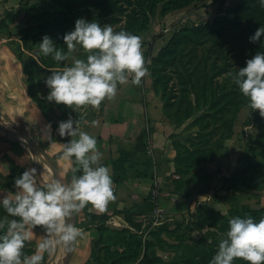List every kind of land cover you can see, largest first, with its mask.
Returning a JSON list of instances; mask_svg holds the SVG:
<instances>
[{"label":"rangeland","instance_id":"rangeland-1","mask_svg":"<svg viewBox=\"0 0 264 264\" xmlns=\"http://www.w3.org/2000/svg\"><path fill=\"white\" fill-rule=\"evenodd\" d=\"M88 1L90 7L87 9L92 12L77 15L110 23L115 30H129V16L135 12H131L133 7L127 10L124 0L117 3L119 8L124 5L120 10L107 8L108 0ZM168 2L160 0L148 13L150 21L146 28L138 27L132 31L141 36L142 46L165 35L163 41L167 38L170 41L182 28L213 22L219 16L235 17L245 23L258 8H263L259 0H193L185 7L170 8L163 13ZM18 3L16 10L6 11L2 22L9 19L8 25L23 43L21 57L27 68L30 96L55 129L69 114L81 121L91 105L74 109L47 99L49 88L45 77L52 69L70 63V58L57 62L51 55L45 56L38 50L44 34L50 35L57 47L67 50L63 34L75 27L74 10L83 1L19 0ZM94 3H97L96 8ZM247 27L246 33L228 25L218 37H211L201 45L195 40L183 42L175 56L164 60L163 71L169 81V91L164 96L162 88L165 85H160L159 101L174 126L191 117L186 121L182 140L187 146L189 143L194 145L193 150L185 152L184 156V150L177 148L173 176L167 181L169 188L161 189L157 205L154 203L162 208L161 214L157 217L150 210L140 219H129L128 225L102 224L103 229L99 230L100 236L96 239L99 242L94 243L91 264H209L220 240L226 236L231 216L252 215L257 220L264 217V115L260 109L251 107L231 76L226 75L245 66L247 58L257 50L264 51V36L261 41L249 39L257 29L256 24L247 23ZM75 54L87 56L82 48ZM203 86L205 91L201 89ZM167 103L174 107L167 108ZM256 112L260 114V120ZM1 129L6 134L4 138L17 139L28 146L20 137ZM59 136L64 141L69 140L68 136ZM183 141L178 143L184 144ZM213 156L217 160L208 162ZM251 156L255 157V163ZM36 164L37 174L42 179L44 166ZM202 168L215 172L212 191L207 194L198 192L203 185L199 180ZM3 181L7 184L10 179L4 175ZM6 213L5 210L0 212V217L10 219V214L7 216ZM37 227L42 239L43 226ZM194 229L199 232L195 236ZM36 244L26 241L25 252L31 254ZM50 255L45 252L41 264H46ZM65 261L66 256L63 264ZM233 264H249V261L237 257Z\"/></svg>","mask_w":264,"mask_h":264},{"label":"clouds","instance_id":"clouds-1","mask_svg":"<svg viewBox=\"0 0 264 264\" xmlns=\"http://www.w3.org/2000/svg\"><path fill=\"white\" fill-rule=\"evenodd\" d=\"M259 3L264 6V0ZM262 36L264 25L249 39L261 41ZM63 40L67 50L57 47L48 34L39 42V53L51 55L57 62L70 58V63L52 69L45 77L50 101L74 109L83 105L99 107L105 97H115L119 85L129 80L139 84L149 72L141 36L125 28L115 30L110 23L80 17L75 27L63 34ZM81 48L87 52L86 58L75 54ZM226 75L231 76L251 107L264 115V51L257 50L247 58L245 66ZM92 124L99 125L100 120L95 119ZM46 127L50 132L51 124ZM58 132L70 137L63 143L62 158L75 159L72 175L70 179H41L37 168H26L14 179V193L0 192V205L11 216L0 220V229L7 225L6 231H0V264H41L45 252L51 254L60 246L74 250L86 236L74 218L88 204L104 210L115 199L111 170L102 162L104 154L97 137L82 130L80 119L71 114L59 121ZM37 225L43 226L44 234L35 251L28 254L25 244ZM229 225L209 264H233L237 257L249 264H264V217L257 220L252 215H233ZM198 233L193 230L194 236Z\"/></svg>","mask_w":264,"mask_h":264},{"label":"crops","instance_id":"crops-1","mask_svg":"<svg viewBox=\"0 0 264 264\" xmlns=\"http://www.w3.org/2000/svg\"><path fill=\"white\" fill-rule=\"evenodd\" d=\"M18 1L0 0V117L7 124L24 131L41 148L51 163L49 169L54 175L70 179L76 164L74 158H62L63 143L66 141L59 136L58 129L28 92L25 62L21 57L23 43L8 25L9 19L2 22L7 10L17 9ZM166 36L142 46L147 67L168 43V38L163 41ZM168 118L159 101L150 69L141 83L129 80L118 86L115 97H105L99 107L90 106L89 112L80 121V127L97 137V145L104 154L102 162L111 170L115 199L110 200L104 210L88 204L74 218L84 228L86 236L70 255L66 249L67 264L92 263L93 243L100 236L99 227L102 224L128 225L129 219H140L145 211L150 210L157 217L161 214L162 208L154 203L157 205L161 189L169 188L168 177L172 179V169L176 164L175 143L183 141L187 125L184 122L174 126ZM95 119L100 120L99 125L92 124ZM48 124H51L50 132L46 127ZM5 135L0 127V173L10 179L9 183L3 181L0 184L3 194L15 192L14 179L20 170L37 165L26 144L17 139H6ZM47 170L46 166L42 169V179H45L43 175ZM156 189L159 195L154 199ZM4 210L0 205V212ZM91 215L102 218L103 223L92 220ZM6 228L5 224V231ZM32 233L28 241L37 243L41 236L37 226Z\"/></svg>","mask_w":264,"mask_h":264},{"label":"trees","instance_id":"trees-1","mask_svg":"<svg viewBox=\"0 0 264 264\" xmlns=\"http://www.w3.org/2000/svg\"><path fill=\"white\" fill-rule=\"evenodd\" d=\"M82 1H83L82 5L79 6L78 8H75L74 10L75 11L74 17H76V19L82 17L80 15H77L81 12H85V11L88 13L92 12V10L87 9L90 7L88 3L89 1L88 0H82ZM159 1L160 0H124L123 2L125 6L127 7V10H130L133 7L134 10H131V12H135V14L129 16L130 23H128L129 24L128 29L130 31H135L138 27L146 28V26L148 25V22L150 21L148 13H150V10L152 9V7L156 6ZM192 1L193 0H169L168 4H166V8H164L163 10V13H166L170 8L185 7L189 5ZM92 2H95V1L92 0ZM117 3H120V0H108L107 8H110L112 10L114 9L120 10L124 8V5H122L119 8ZM94 4H95L94 8H96L95 6L97 5V3H94ZM262 7L263 8H260V9L258 8V10L252 16H250L249 19L246 20L245 23H241L235 17L233 18L231 17L227 19L223 16H219L213 22H208V23L198 25V26H193V27H185V28H182L177 33H175L173 38L161 49V51L159 52L157 56L152 58L151 64L148 65V68L151 71L152 78L154 79V87L156 88L157 92H159L158 87L160 85L163 87V84H164L165 86L162 88V93L164 96L165 95L167 96V92L169 91V87H168L169 81L166 79V76H164L163 69L165 68H164L163 63L165 59L167 58L170 59V56H173V55L175 56V54L178 53L181 43L183 42L185 43L186 41H190V40H195V41L200 42V45H201L202 42L211 39V37H214V36L218 37L219 32L225 31L226 26L228 25H232L234 28L238 27L237 28L238 30L241 29L242 32L247 33L248 32L247 23L249 24L255 23L257 28L260 25H264V6ZM234 10L235 9H233L232 11ZM101 24H104V23H101ZM242 41L244 42V38L242 39ZM26 70L27 68L25 66V72ZM201 89L205 91V86H203ZM166 107L171 109L172 107H174V104L167 103ZM255 115L259 120L261 119L260 118L261 116L259 113L256 112ZM190 118L191 117H187L186 119H184V121H182L178 125H181L182 123L190 120ZM263 138H264V135H263ZM189 140H187V142ZM175 144L177 148L181 147V149L184 150V153H183L184 156L186 155V153H189L190 150L192 151L193 146H194L191 143H189L188 146H187V143L186 144L185 143L184 144L175 143ZM254 159L255 157L251 156L252 163H255ZM216 160H217L216 156L215 157L213 156L212 158H209L208 162H214ZM199 174H200L199 180L203 183V185L201 188L198 189V192L200 194L210 193L212 191L211 183L214 181L215 172L202 168ZM1 182H2V175L0 173V184ZM90 218H92V220L94 221L102 220V218L98 216H94V215H91ZM102 229H103V226L99 227L100 231H102ZM98 242L99 240L95 241L94 243H98ZM94 243H93V247H94ZM71 252L72 251H68V254L70 255ZM65 264H67V259L65 261Z\"/></svg>","mask_w":264,"mask_h":264},{"label":"water","instance_id":"water-1","mask_svg":"<svg viewBox=\"0 0 264 264\" xmlns=\"http://www.w3.org/2000/svg\"><path fill=\"white\" fill-rule=\"evenodd\" d=\"M0 127L3 128L4 130L8 131V132L15 134L18 137H20L24 142H26L28 144V146L33 151L40 153L46 161V168L49 169V166L51 165L50 161L48 160L46 155L41 152V150L38 148V146L35 144V142L24 131H22L21 129H19L15 126L7 124L1 117H0ZM59 248L60 247H58L55 251H53L51 253L46 264H54V261H56L57 256H58Z\"/></svg>","mask_w":264,"mask_h":264},{"label":"bare ground","instance_id":"bare-ground-1","mask_svg":"<svg viewBox=\"0 0 264 264\" xmlns=\"http://www.w3.org/2000/svg\"><path fill=\"white\" fill-rule=\"evenodd\" d=\"M26 147L31 152V154L33 155L34 159L39 164V166L42 165V166H44L43 168H45L46 161L43 158V156L40 153H37V152H35V154H34V151L30 150L27 145H26ZM43 176L48 178L49 176H56V175H54L53 172L50 169H48L44 173ZM66 253H67L66 249L63 246H60L59 252H58V256H57L56 261H54V264H63L65 256H66Z\"/></svg>","mask_w":264,"mask_h":264},{"label":"built area","instance_id":"built-area-1","mask_svg":"<svg viewBox=\"0 0 264 264\" xmlns=\"http://www.w3.org/2000/svg\"><path fill=\"white\" fill-rule=\"evenodd\" d=\"M158 195H159V190L156 189V190L154 191V199H157Z\"/></svg>","mask_w":264,"mask_h":264}]
</instances>
